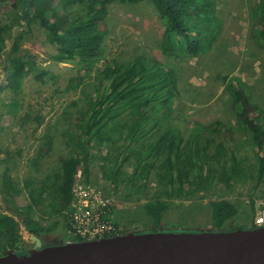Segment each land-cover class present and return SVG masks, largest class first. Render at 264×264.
Returning a JSON list of instances; mask_svg holds the SVG:
<instances>
[{"label": "trees", "instance_id": "obj_1", "mask_svg": "<svg viewBox=\"0 0 264 264\" xmlns=\"http://www.w3.org/2000/svg\"><path fill=\"white\" fill-rule=\"evenodd\" d=\"M143 1L153 6L164 24L160 47L172 56H196L199 49H210L223 29L225 21L218 13L223 4L221 0H1L11 7L6 20L0 16V72H4L6 83L5 86L0 85V90L11 89L13 92L12 99L7 101L10 104L9 112L12 113L8 117L14 118L22 107L17 95L21 93L24 80L34 78L41 84H46L51 79L59 78L52 71L39 67L36 55L23 47L27 36L35 28L43 30L47 40L55 46L52 59L64 63L73 62L80 66V79L72 77L68 80L69 86L73 89L82 87L94 68L101 83L96 87L94 98L88 100L87 108L79 107L74 128H66L59 136L47 134L43 138L31 164L35 172H43L44 176L40 181L31 177L25 178V188H21L8 165L11 152L0 146V166L3 162L6 165L4 170L0 169V192L6 195L7 202L15 207L16 213L23 215L21 221L33 235L41 236L54 231L61 225L62 218H65L63 228L67 231L70 227L68 213L73 197L74 175L83 161L82 156L74 155V150L79 147L86 151L87 143L93 138L102 140L111 153L113 150H117L115 154L122 153L115 156L117 160L122 155L128 159L134 154L136 150L125 152L132 142L143 148L138 152V164L146 159L149 161L152 154L156 155L155 158L161 153L167 154V164L163 165L166 169L159 176L167 179L169 186L163 185L160 196L168 194L170 186L174 190L176 186L183 188L187 184L190 186L187 194L189 196L194 190L200 191L204 184L209 186L212 183L210 174H214L216 170L206 161L216 155L221 156L218 160L223 169L221 176L227 177L225 182L228 186L232 179L242 176L241 164L238 162L234 163V168H228L230 158L226 155L222 142L216 144L213 153L208 148L209 144L202 149L196 141L192 142L193 148L182 154L177 150L181 148L174 143L175 138L180 137L182 142L185 139L178 129L170 126L171 119L177 116L173 115L175 105L182 98L180 74L174 67H169L151 55L140 54L126 62L112 60L110 62L113 65L106 63L103 69L97 68V63L106 57L104 42L111 31L109 22L112 8L121 4L128 8H142L137 3ZM251 16L257 21L253 34L264 46V0L255 2L251 8ZM15 27H20L16 33L13 32ZM9 43L11 46L8 49ZM104 84L106 88L101 90ZM228 89L239 126L242 129L247 128L253 144L261 147L264 137V108L252 100V90L239 77H234ZM72 105L77 106V102L73 101ZM252 109L258 110V115L254 116L250 111ZM122 116H125L124 121L122 119L117 123ZM3 130L4 127L0 125V132ZM57 138L66 140L69 151L65 155L56 154V162H49L45 158L52 150L57 153L58 150L54 147V139ZM191 139L195 140L194 137ZM208 142H212V139ZM174 152L176 158L173 159ZM42 166L45 167L43 170ZM257 167L258 179L252 190L263 179L264 153L260 154ZM228 172L234 174V177ZM197 180L205 182L198 185ZM190 188L193 189L192 192ZM24 192L28 193L26 204L20 202V198L25 197ZM8 196H16L18 204ZM189 205L190 203L171 207L167 201L158 197L138 209L143 217H152L151 223L160 225L166 220L167 213L172 212L175 216ZM197 205V213L201 207L208 209V224L213 231L236 229L227 226L240 214L238 206L232 200L215 199L207 203L198 201ZM115 210L112 206L109 218L118 227L128 228L127 224L120 225L115 221ZM138 218L134 217L130 222L134 224L138 222ZM225 225L229 229L223 228ZM249 227L256 226L253 222ZM128 229L125 231L133 232ZM29 246L30 243L22 234L20 222L0 209V254L9 251L29 254Z\"/></svg>", "mask_w": 264, "mask_h": 264}, {"label": "rangeland", "instance_id": "obj_2", "mask_svg": "<svg viewBox=\"0 0 264 264\" xmlns=\"http://www.w3.org/2000/svg\"><path fill=\"white\" fill-rule=\"evenodd\" d=\"M221 1L223 4L218 13L225 21L223 29L210 49L206 51L199 49L196 56L183 54L175 57L161 49L164 24L148 2L137 3L141 4L142 8H128L122 4L112 8V17L109 22L111 31L104 42L106 57L97 63V68L103 69L106 63L112 64L110 62L112 60L126 62L140 54L151 55L152 58H157L169 67H174L175 71L180 74L182 98L175 105L176 110L173 115L177 114V116L171 119L170 126L172 129H178L185 139L182 142L180 137L175 138L174 143L181 148L179 150L176 147L177 150L182 154L193 148L192 142L196 141L202 149L209 144L208 148L213 153L216 144L222 142L226 148L225 153L230 158L228 168H234V163L238 162L241 164L240 171L242 172V176L236 177L235 180L232 179L228 186L225 182L227 177L221 176L223 169L218 161L221 156H212L206 161L216 170L214 174H210L212 183L209 186L204 184L200 191L194 190L190 196L187 195L190 187L187 184H184L183 188L176 186L174 190L170 186L169 193L160 196L163 191L160 189L164 188L163 185L169 186L167 179L159 176V173H164L166 169L163 165L167 164V154L161 153L156 158V155L152 154L149 161L146 159L138 164L136 163L138 152L143 148L136 142H132L125 152L136 151L134 154L130 153L132 155L127 159L126 170L115 174L114 184L110 185L112 189L110 194L115 195L117 192L114 207L118 208L117 205L120 207L115 210V221L120 225L127 224L128 231L133 230L135 233L213 231L212 226L208 224V209L201 207L200 212L197 213L195 207H198V201L207 203L215 199H229L238 206L240 214L227 226L239 229L251 226L257 211L264 206V175L257 188L252 190L258 179L257 164L260 162V154L264 153V137L261 147H258L253 144L250 131L239 126L228 89L234 77H239L252 90L254 94L252 100L264 108V46L261 45L262 41L253 34L257 21L251 16V8L257 0ZM10 8L8 3L0 0V16L3 19H7ZM13 30L16 33L20 27H15ZM10 46L9 43L8 49ZM23 47L36 55L39 67L52 71L59 78L58 80L51 79L46 84H41L34 78L24 80L21 93L17 95L22 107L14 118L8 117L12 115L9 112L10 104L7 103L12 99V90H0V125L4 127V130L0 132V146L12 150L22 148L10 154L8 164L15 181L21 188L24 187L25 178L31 177L40 181L44 176L43 172H35L31 166L43 142L39 134L55 132L57 136L59 132L68 127L74 128L79 107L86 109L88 100L94 98L96 87L101 85L97 79V70L94 68L89 78L84 80L82 87L73 89L69 86L68 80L72 77L80 79V74H78L80 66L73 62L64 63L52 59L51 55L55 53V46L47 40V36L41 29L35 28L27 36ZM22 52L25 53V51ZM0 85H6L4 72H0ZM105 88L106 85L100 89ZM73 101L77 102V106L72 105ZM250 111L254 116L258 115V110ZM124 119L125 116L120 117L117 123ZM193 137L195 140L191 139ZM61 139H54V147L58 151L56 153L52 150L45 158L49 162H56L57 155H65L69 151L65 144L66 140ZM209 139H212V142L209 143ZM106 143L109 144V142ZM86 148L94 152V155L103 150L111 152L109 147L97 138L88 142ZM113 153H117V150H113ZM172 158H176L175 152ZM204 160L203 157L202 161ZM13 165L17 166L13 168ZM5 167L3 162L0 169L4 170ZM44 168L42 166L41 170ZM230 174L234 177V174ZM85 177H87L86 173ZM86 180L91 182L87 178ZM166 182L168 183L164 184ZM201 182L205 181L197 180L198 185ZM91 183L108 193L98 182ZM190 191L192 192L193 189L190 188ZM24 194L25 197L20 198V202L26 204L28 193L24 192ZM8 197L17 202L16 196ZM158 197L167 201L171 207L189 203L190 205L177 212L175 216L172 212L167 213L165 217L167 221L157 225L151 223L152 217L147 215L143 217L138 208ZM0 209L11 213L18 219L20 225H24L21 221L23 215L16 213L17 210L7 202L6 195L2 192H0ZM134 217H139L138 222L132 224L130 220ZM64 219H61V225L51 233V238L47 240L48 245L66 243L67 231L63 228ZM29 243L32 251L38 249L37 243L33 241Z\"/></svg>", "mask_w": 264, "mask_h": 264}, {"label": "water", "instance_id": "obj_3", "mask_svg": "<svg viewBox=\"0 0 264 264\" xmlns=\"http://www.w3.org/2000/svg\"><path fill=\"white\" fill-rule=\"evenodd\" d=\"M12 215L9 212H4ZM40 248L0 254V264H264V226L201 232H126L101 240L42 247V238L21 225Z\"/></svg>", "mask_w": 264, "mask_h": 264}, {"label": "built area", "instance_id": "obj_4", "mask_svg": "<svg viewBox=\"0 0 264 264\" xmlns=\"http://www.w3.org/2000/svg\"><path fill=\"white\" fill-rule=\"evenodd\" d=\"M72 192L69 209L70 216L73 215V224L70 235L92 241L127 232L109 218V210L116 202L115 195L105 193L101 188L87 181L82 167L74 175ZM254 225H264V206L257 211Z\"/></svg>", "mask_w": 264, "mask_h": 264}, {"label": "crops", "instance_id": "obj_5", "mask_svg": "<svg viewBox=\"0 0 264 264\" xmlns=\"http://www.w3.org/2000/svg\"><path fill=\"white\" fill-rule=\"evenodd\" d=\"M77 120V119H75ZM47 134L55 135V132H46L44 134H39L40 138H44ZM63 134V133H62ZM60 135V132H59ZM57 135V136H59ZM43 136V137H42ZM11 153L18 152L22 150L21 147L18 149L12 150L8 149ZM97 155H94V152L84 151L83 149L77 147L76 150H74V155L82 156V168L85 170L86 178L90 180L91 182H98L100 186H102L105 190L108 191V193L112 192V189L110 188L111 184L113 183V177L115 174H120L119 171H125V166H128L127 159L125 155H122V158H119L118 161H116V155L122 154H115L111 153L107 150H103L101 152H97ZM111 156V157H110ZM107 167V168H106ZM109 168V172L107 173ZM117 192H115L116 195ZM118 208H120L117 205ZM116 208V209H118Z\"/></svg>", "mask_w": 264, "mask_h": 264}, {"label": "bare ground", "instance_id": "obj_6", "mask_svg": "<svg viewBox=\"0 0 264 264\" xmlns=\"http://www.w3.org/2000/svg\"><path fill=\"white\" fill-rule=\"evenodd\" d=\"M70 213H71V211L69 210V213H68V214L70 215ZM69 223H70V227L67 229L66 242H78V241H81L82 239H84V238H82V237H80V236L73 237L72 235H70V229L72 228V224H73V215H71V216L69 217ZM263 226H264V225H263ZM220 231H221V230H220ZM22 234H23L24 238H25L27 241L32 242L31 239H29V238H27V237L25 236L24 232H23ZM70 240H71V241H70Z\"/></svg>", "mask_w": 264, "mask_h": 264}, {"label": "flooded vegetation", "instance_id": "obj_7", "mask_svg": "<svg viewBox=\"0 0 264 264\" xmlns=\"http://www.w3.org/2000/svg\"><path fill=\"white\" fill-rule=\"evenodd\" d=\"M15 219L18 220L16 217H15ZM52 232H48L47 234H43V235L40 236L42 238V247L48 245V241L47 240L51 238V233ZM54 238H58V236H54ZM37 248H40V246H37ZM29 250H31L30 247H29Z\"/></svg>", "mask_w": 264, "mask_h": 264}]
</instances>
